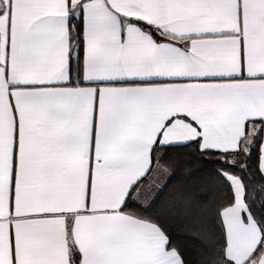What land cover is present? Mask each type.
Listing matches in <instances>:
<instances>
[{
    "label": "snow or ice",
    "instance_id": "6c2138e0",
    "mask_svg": "<svg viewBox=\"0 0 264 264\" xmlns=\"http://www.w3.org/2000/svg\"><path fill=\"white\" fill-rule=\"evenodd\" d=\"M0 264H264V0H0Z\"/></svg>",
    "mask_w": 264,
    "mask_h": 264
},
{
    "label": "trees",
    "instance_id": "16d2710c",
    "mask_svg": "<svg viewBox=\"0 0 264 264\" xmlns=\"http://www.w3.org/2000/svg\"><path fill=\"white\" fill-rule=\"evenodd\" d=\"M174 239L183 241L184 242L183 247H184V251L186 252V254L188 255L192 254L194 242L188 240L185 237H180V236H175V235H174Z\"/></svg>",
    "mask_w": 264,
    "mask_h": 264
}]
</instances>
